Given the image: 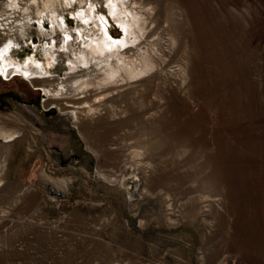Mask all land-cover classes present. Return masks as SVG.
I'll use <instances>...</instances> for the list:
<instances>
[{
	"label": "rangeland",
	"instance_id": "374dc122",
	"mask_svg": "<svg viewBox=\"0 0 264 264\" xmlns=\"http://www.w3.org/2000/svg\"><path fill=\"white\" fill-rule=\"evenodd\" d=\"M17 1L0 51L42 71L0 67V264H264V0H124L144 23L121 52L153 66L105 99L80 61L124 35L107 0L59 8L63 50Z\"/></svg>",
	"mask_w": 264,
	"mask_h": 264
},
{
	"label": "bare ground",
	"instance_id": "6f19581e",
	"mask_svg": "<svg viewBox=\"0 0 264 264\" xmlns=\"http://www.w3.org/2000/svg\"><path fill=\"white\" fill-rule=\"evenodd\" d=\"M30 1H27V4H33L37 8L36 17L39 23V30L43 33L45 32L40 23V19L42 18L43 13L46 12L48 19H50L52 24L50 29L51 37L55 36L56 32L62 33V36H64L62 50L68 49L71 36H69L67 25L63 20V15L59 8H71L73 1L77 2L80 7L83 0H40V3L38 0ZM17 4V0H12L11 5L16 6ZM125 4L126 2L124 0H107V6L110 9V13L113 16V19L121 24L124 35L118 39L112 38L111 35L107 34L103 25L101 36L97 38H89L88 42L85 43L83 47L85 54L80 61L81 64L88 68L89 65L91 66L90 63L92 61L98 62L95 66L99 69L101 75L91 78L88 82L84 83L80 89L93 91L97 93L98 96L102 95L103 99L111 94V92L120 89L128 79H134L142 75L153 66V62L149 57L135 56L132 58L131 56H127L124 52H121L122 47L124 48V46L133 44L134 40L131 41L130 37L136 36V31L138 32L140 29H143L144 23V20L140 17L141 15L139 16L135 12H130ZM23 9L24 11L27 10L26 8ZM78 15L85 18L93 17L94 14L89 10L85 12L80 11L78 12ZM13 45L12 41L9 40L7 44L2 46L0 51V67L2 68V74L10 76H18L19 74L27 79H31L35 70L42 71L40 63H36L33 57L28 58L23 66L19 64L12 65L10 62V51ZM54 48V45L50 47L47 46V49L50 52H52ZM99 100L100 99L96 97L94 102ZM94 109L96 110L95 107H91L89 110L93 111ZM2 134V137L6 140H11L14 136L10 133Z\"/></svg>",
	"mask_w": 264,
	"mask_h": 264
}]
</instances>
